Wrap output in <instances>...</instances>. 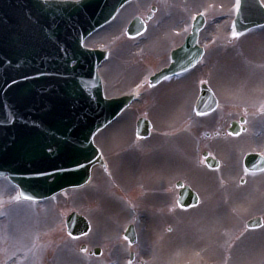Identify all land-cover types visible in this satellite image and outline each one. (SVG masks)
<instances>
[{
	"label": "rangeland",
	"instance_id": "374dc122",
	"mask_svg": "<svg viewBox=\"0 0 264 264\" xmlns=\"http://www.w3.org/2000/svg\"><path fill=\"white\" fill-rule=\"evenodd\" d=\"M235 2L171 0L168 8L174 12L163 21L164 30L169 29L170 24H178L176 30L179 31L181 26L190 24L197 12H203L205 24L199 43L205 47V53L190 72V78L184 82L193 92V96H189L191 100L197 94V80L206 81L218 99L217 113L192 116L190 108L186 109L188 106L184 109L186 93L177 91L168 95L166 99L169 101H166L159 94L166 86L162 82L157 86V94L147 99V109L143 106L145 99L139 97L129 110H125L95 139L107 159L120 146L113 154L117 157V177L123 190L126 186L135 187L129 194L134 195L141 184L153 180L162 182L158 177L165 172L168 164L175 161L176 172L179 175L185 173L179 178L184 177L199 195L198 205L190 211L173 209V214L169 216L170 204H163V208L150 210L154 220L150 218L136 224V258L133 264H139L138 260L143 264H264V172L255 176L237 167L238 164L242 166V156L248 151L264 155V112L261 111L264 109V28L233 38ZM179 9L184 14L178 15L176 11ZM163 10L164 13L167 11L166 8ZM120 13L85 43L88 47L108 49L110 53L98 69L105 95L108 96L128 92L145 74L141 62H136L129 71L121 67V62H127L132 57L127 54L131 48L122 39V33L134 14L133 6ZM182 34L179 32L175 37L165 38L162 44L169 41L170 45L178 44ZM116 61L121 70L113 68ZM119 71L129 73L123 81L116 79L120 77ZM183 80L180 78L175 82L179 86ZM142 112L147 114L157 131L148 138L132 141L133 116ZM218 115L222 125L239 115L245 116L246 131L240 134L238 141L228 143L224 150L219 148L225 147L226 141L231 139L218 138L219 148L215 145L213 151L220 159L218 170L222 172L220 176L215 170L209 177L208 172L193 158L186 133L199 125L196 131L200 134H195V138L201 137L207 125ZM179 125L181 127L178 128ZM195 143L194 152L198 160L204 145L202 140ZM104 177L106 175L102 171L94 170L91 180L84 186L88 187L79 191L66 190L52 199L26 205L14 200L16 189H11L5 178H0V264H101L102 261L126 264L127 253L123 245L118 247V251L109 245V254H103L104 257H85L79 251L80 241L64 239L62 235L64 225L61 214L72 209L79 210L92 223L89 237L93 238L86 240L88 250L100 245L102 238L108 234L119 236L125 217L124 221L121 217L117 218L121 223L114 226L116 217L112 200L109 201L107 194L99 190V185L95 186V183L100 184L97 180ZM240 177L245 179L242 185ZM104 185L108 192L111 188L107 183ZM159 195L156 191L146 193L147 205L157 206ZM170 195L171 192L168 200ZM160 209L161 216L156 213ZM256 215L262 216V227L247 231L245 221Z\"/></svg>",
	"mask_w": 264,
	"mask_h": 264
},
{
	"label": "water",
	"instance_id": "95a60500",
	"mask_svg": "<svg viewBox=\"0 0 264 264\" xmlns=\"http://www.w3.org/2000/svg\"><path fill=\"white\" fill-rule=\"evenodd\" d=\"M37 1V0H35ZM100 1H107V0H80L79 4L74 3V1H66L62 4V7H64L65 11H60L63 13L71 14L73 12H77L81 10L82 8H87V4H95ZM115 5L112 8V11L110 13V16L113 15L114 12L117 11V9L125 2L129 0H114ZM60 2V1H57ZM44 0H39V4H43ZM38 4V6H39ZM116 10V11H115ZM109 17V16H108ZM105 18L103 21L108 19ZM264 22V11L260 8L257 0H242L241 1V10L238 13L237 20L235 22L237 31L246 30L252 26H255L257 24ZM203 21L202 18H199L196 22L194 28H193V35L188 38V43L184 47L183 50L178 55H192L195 53V48H193V45L195 44V40L197 37V31L201 27ZM138 25L133 27L131 30L132 32L137 31ZM104 54V53H103ZM103 54H97L96 55V61L99 62L103 58ZM195 58H192L193 61ZM185 65V63H182ZM178 65L176 62L172 67L175 68ZM98 93H97V100L98 105L103 108L109 109V112L107 116L103 117L99 123L96 125H93L88 132L84 134V140H85V146L86 149L83 150L82 155L75 163V172L78 174V176L73 175L72 178H69L68 180L59 183L57 186H54L50 188L47 192L43 194H35V195H42V196H49L54 193H56L59 190H62L66 187H73V186H79L83 184L89 177V171L90 168L100 162V155L98 150L94 147L92 144V137L98 131L107 121L110 120L115 114L119 113L121 109L128 104L130 101L126 97H120V98H113L108 101L103 99L101 88L98 86ZM215 100L212 97L209 90L205 87L202 88L201 96L196 104V111L199 112H206L214 107ZM146 124L143 120H140L138 123V134L141 136L145 135V128ZM246 165L249 167V164H255L257 167H250V168H261L264 166V159H261L259 157H255L253 155L246 156ZM7 174L8 177L11 178V174H13V169L10 167H4L2 172L0 174ZM16 176V175H15ZM55 179H58V176L55 175ZM12 180V179H11ZM16 181V180H15ZM14 181V182H15ZM21 183L20 181H18ZM17 183V182H15ZM24 186H27V184H24ZM28 196V195H27ZM180 204L186 206L188 204H194L196 202V196L189 192L186 188L180 191ZM259 224V219H253L248 223L249 226H256ZM66 225L68 227V232L73 234H80L86 231V222L84 219H82L80 216L71 213L67 219H66Z\"/></svg>",
	"mask_w": 264,
	"mask_h": 264
},
{
	"label": "snow or ice",
	"instance_id": "6c2138e0",
	"mask_svg": "<svg viewBox=\"0 0 264 264\" xmlns=\"http://www.w3.org/2000/svg\"><path fill=\"white\" fill-rule=\"evenodd\" d=\"M66 0H60V2H57V0H44V3L43 4H39V0H37V3L39 4V6L45 10V11H50V12H53V13H57V12H60V11H65L66 9L64 7H62V4L65 3ZM74 3L76 4H79L80 3V0H74ZM261 6L264 7V0H261ZM241 10V0H236L235 2V11L237 13H239ZM36 23H40V18L39 17H36ZM259 27H262L264 28V25H259ZM241 35H244V33L242 32H237L235 31V25H233V32H232V36L233 38H237ZM187 69L185 68V71ZM165 79H169L168 77H165ZM262 112H264V109H261ZM197 115H203L204 113H201L199 111H197L196 113ZM247 171V169L245 170ZM261 171H264V169H261ZM21 196L24 200H31L32 197L30 196H27V195H18L16 197H14V200L19 202V200L21 199ZM125 239H127V237H125ZM83 251H87L86 249H84ZM128 264H132L131 261L128 262Z\"/></svg>",
	"mask_w": 264,
	"mask_h": 264
},
{
	"label": "flooded vegetation",
	"instance_id": "af4514ba",
	"mask_svg": "<svg viewBox=\"0 0 264 264\" xmlns=\"http://www.w3.org/2000/svg\"><path fill=\"white\" fill-rule=\"evenodd\" d=\"M168 0H154V2H148V3H144L141 7H140V11L136 12L135 15H139L144 21H146V23H148L150 20L153 19L156 11L158 10L159 8V5H161L162 3H165L167 2ZM146 8H148V10H146ZM144 10H146V12L144 13ZM151 11V14L149 15L148 13ZM148 16L149 19H146ZM145 23V24H146ZM153 27V28H157L159 27L158 24H152V25H149L147 24L146 27ZM144 42H147V41H144ZM146 51V50H145ZM147 52V51H146ZM158 53V52H157ZM228 126L225 127L224 129V132L221 131L222 129H220L221 127L219 125H216L214 127V130L212 131V135L214 136H218V135H225V130ZM208 135V134H207ZM208 138V137H207ZM210 153V151H209Z\"/></svg>",
	"mask_w": 264,
	"mask_h": 264
}]
</instances>
